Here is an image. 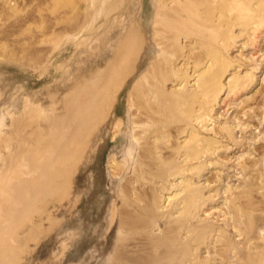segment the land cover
I'll return each instance as SVG.
<instances>
[{
	"label": "rangeland",
	"instance_id": "374dc122",
	"mask_svg": "<svg viewBox=\"0 0 264 264\" xmlns=\"http://www.w3.org/2000/svg\"><path fill=\"white\" fill-rule=\"evenodd\" d=\"M181 1L0 0V264H107L132 179L158 202L151 264H264V0L161 38ZM160 144L173 167L135 169Z\"/></svg>",
	"mask_w": 264,
	"mask_h": 264
},
{
	"label": "bare ground",
	"instance_id": "6f19581e",
	"mask_svg": "<svg viewBox=\"0 0 264 264\" xmlns=\"http://www.w3.org/2000/svg\"><path fill=\"white\" fill-rule=\"evenodd\" d=\"M214 1L215 0H201V2H199L198 0V3L193 9L192 6L188 5L189 3L188 4L186 3L187 1H181L183 2L181 5L175 4L174 6L166 8L164 13L162 14V16L166 18V22H163L162 24L157 23L158 25L157 27H155L158 35L161 38H163L166 37V34L168 32L171 31L175 32L176 30H178L177 23L180 24V22H178V19L180 20V18L183 17H185V21L187 24L193 23V20H196L199 22V24H201V22L204 21V19L209 16V11L212 9L211 8L212 5L209 4L214 3ZM220 6L221 5L215 6L218 12L222 9V7ZM234 8H236V6H234ZM191 9L194 11V13L196 11L198 12V15L196 17H191V15L188 14L189 11H191ZM201 9H203L204 12H202ZM173 11L181 13L180 17H176ZM183 11L184 13H182ZM245 14L246 16H244L245 17L244 19L248 18V16L250 19L251 13H245ZM241 16L242 14L236 15L233 17V19L237 17L241 18ZM169 44L170 43L166 41H160L159 43V45L163 49H168ZM162 70L163 67L160 68V72H162ZM143 102L144 101L141 99H136L134 105L138 106L139 108L145 105L147 107V104ZM139 120L141 121L136 123L133 132L137 140H143L151 135H155L159 133L160 129L156 128L154 124V123L158 124L155 115H152V117L148 119L146 117L145 119L141 118ZM246 121L249 122V120ZM120 125H122V121L120 123L115 124L114 129H116V132L121 131L122 128H120ZM224 128L226 129V134H227L226 137L229 136L230 138H232L233 129L229 128L228 126ZM114 135H116L115 130H114ZM233 142H235V140H233ZM133 144H135V142H133ZM234 145L236 147H240V142L236 141ZM149 146L151 148H154L153 144L149 143ZM164 148H165L164 144H160L158 146V151H160V155L158 154L159 152L150 155L147 154L146 148L143 146L142 149L139 151V157L137 159V164L135 169H140V168L146 170L159 169L160 171L157 170V172L161 173V175H164L166 171H168L173 167L172 162L166 160V157L170 152L166 153L162 151ZM202 149L203 151L205 150L204 148ZM149 157L152 158L154 163H152L148 159ZM125 160H126L125 163H129L128 157H126ZM154 160H157L158 162H155ZM160 161H163V163L161 166H158ZM152 174L153 176H155L153 170H152ZM138 182L139 181L137 179L126 180V182L123 183L121 186V191L124 195L123 196L124 205L123 208L117 212L118 227L116 232L115 247L113 248L112 254H110L108 258L107 264H120V263L121 264H151V263H155L156 261L157 262L161 261L165 257L163 253L154 254V255L149 254V252L155 251L153 249V246H151V248L148 246H144V243L148 241L147 238L145 237L144 231L150 225V220L154 219L158 202L156 198H153L152 195L147 194V192L145 193L142 190L139 191V187H137L138 184L136 186L134 185V183H138ZM158 191L160 193L162 192L161 189H158ZM140 238L142 239L140 240ZM168 244H172V243H168ZM135 245L136 247L132 248V246Z\"/></svg>",
	"mask_w": 264,
	"mask_h": 264
}]
</instances>
